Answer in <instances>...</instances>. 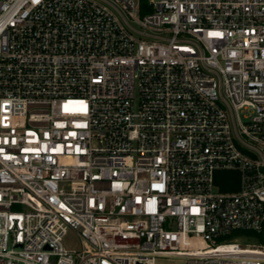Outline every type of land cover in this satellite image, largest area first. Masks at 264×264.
Wrapping results in <instances>:
<instances>
[{
	"label": "built area",
	"instance_id": "obj_1",
	"mask_svg": "<svg viewBox=\"0 0 264 264\" xmlns=\"http://www.w3.org/2000/svg\"><path fill=\"white\" fill-rule=\"evenodd\" d=\"M162 256L264 264V0H0V264Z\"/></svg>",
	"mask_w": 264,
	"mask_h": 264
},
{
	"label": "rangeland",
	"instance_id": "obj_2",
	"mask_svg": "<svg viewBox=\"0 0 264 264\" xmlns=\"http://www.w3.org/2000/svg\"><path fill=\"white\" fill-rule=\"evenodd\" d=\"M147 2V1H145ZM16 211H23V207H15ZM252 238H227L220 240L218 243H239L241 246L254 243ZM64 246L70 250H79L81 248V242L79 237L74 232H69L64 238ZM156 264H188V258L178 256H162L157 258Z\"/></svg>",
	"mask_w": 264,
	"mask_h": 264
},
{
	"label": "trees",
	"instance_id": "obj_3",
	"mask_svg": "<svg viewBox=\"0 0 264 264\" xmlns=\"http://www.w3.org/2000/svg\"><path fill=\"white\" fill-rule=\"evenodd\" d=\"M147 0H140L141 4H145ZM216 183L220 189V191L223 192H232L238 189L239 187V175L236 172H228V171H221L216 173ZM239 235H244L241 233H233L228 237H225L222 240H225L227 238H237ZM245 236L247 238H254L255 234L253 233H246Z\"/></svg>",
	"mask_w": 264,
	"mask_h": 264
}]
</instances>
